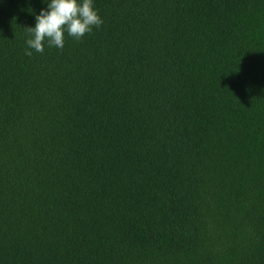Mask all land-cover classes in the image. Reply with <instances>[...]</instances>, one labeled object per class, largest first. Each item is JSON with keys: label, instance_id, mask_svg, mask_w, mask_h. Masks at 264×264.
Masks as SVG:
<instances>
[{"label": "trees", "instance_id": "obj_1", "mask_svg": "<svg viewBox=\"0 0 264 264\" xmlns=\"http://www.w3.org/2000/svg\"><path fill=\"white\" fill-rule=\"evenodd\" d=\"M46 7L0 0V264H264V0H93L38 53Z\"/></svg>", "mask_w": 264, "mask_h": 264}, {"label": "clouds", "instance_id": "obj_2", "mask_svg": "<svg viewBox=\"0 0 264 264\" xmlns=\"http://www.w3.org/2000/svg\"><path fill=\"white\" fill-rule=\"evenodd\" d=\"M102 18L93 7V0H47V7L35 16V26L27 27L28 49L43 53L49 47L63 49L65 32L76 40L99 28ZM31 56L32 51L26 50Z\"/></svg>", "mask_w": 264, "mask_h": 264}]
</instances>
